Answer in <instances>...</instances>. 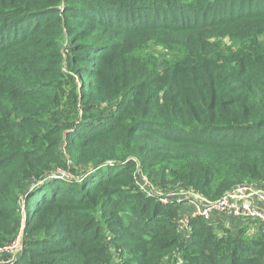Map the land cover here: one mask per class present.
Listing matches in <instances>:
<instances>
[{"label": "trees", "instance_id": "obj_1", "mask_svg": "<svg viewBox=\"0 0 264 264\" xmlns=\"http://www.w3.org/2000/svg\"><path fill=\"white\" fill-rule=\"evenodd\" d=\"M245 183L264 188V0H0L7 264H264V232L180 233L164 197Z\"/></svg>", "mask_w": 264, "mask_h": 264}, {"label": "built area", "instance_id": "obj_2", "mask_svg": "<svg viewBox=\"0 0 264 264\" xmlns=\"http://www.w3.org/2000/svg\"><path fill=\"white\" fill-rule=\"evenodd\" d=\"M186 195L184 198L190 204L192 218L210 221L213 215H228L255 221L264 232V188L262 187L248 183L241 184L215 201L198 200L193 195ZM184 221L185 219L181 222L184 224ZM18 241L19 239H16L14 243L6 247H14Z\"/></svg>", "mask_w": 264, "mask_h": 264}, {"label": "rangeland", "instance_id": "obj_3", "mask_svg": "<svg viewBox=\"0 0 264 264\" xmlns=\"http://www.w3.org/2000/svg\"><path fill=\"white\" fill-rule=\"evenodd\" d=\"M148 50L155 56V58L157 59V61L159 63L160 68L163 67V61H165L166 59H169L171 56H174L173 52H167L165 48H163L162 46H159V45L149 47ZM61 174L63 176H66L65 174H63V172ZM186 194L191 195V193L189 191H186V192H183V194H180L179 192L165 194L164 197L165 198L181 199V198H184V196L186 197L187 196ZM22 197H21V205H22V209H23L24 207H23V198ZM161 201L164 202V198H162ZM180 204H181L180 205L181 209H180V214H179V230H180V233H183V232L190 233V230L192 229V228H189L190 227L189 222L192 218L190 206H189L187 200H184ZM184 219H185V221L183 224L182 222ZM222 220H224V219H222ZM231 220L233 222L230 223L228 225V227H225L224 225H221L220 223H218L217 226L214 228L215 234L221 235L223 233L224 229H226V228L228 230H230V232L235 233V234H237L240 230H243L244 231L243 234H245V236L256 235L260 231L259 224L255 221H251L248 219H238V218L233 219V217L231 218ZM238 220H243V221H238ZM197 225H199V224H196V227H197ZM6 246H3L0 248V264H7V263L12 262V260L15 258V256L19 253V251L21 249V244L19 241H18V244H16L14 247H6ZM112 264H116V261L112 262Z\"/></svg>", "mask_w": 264, "mask_h": 264}, {"label": "crops", "instance_id": "obj_4", "mask_svg": "<svg viewBox=\"0 0 264 264\" xmlns=\"http://www.w3.org/2000/svg\"><path fill=\"white\" fill-rule=\"evenodd\" d=\"M190 206V204H189ZM219 218V219H218ZM232 217L228 215H213L212 219L210 220L215 226H217L218 223L221 225H224L225 227H228L230 223L233 221L231 220ZM224 219V220H222ZM234 219V218H233ZM236 220V219H235ZM238 221H243V220H238ZM255 225V224H254ZM230 227V226H229Z\"/></svg>", "mask_w": 264, "mask_h": 264}]
</instances>
